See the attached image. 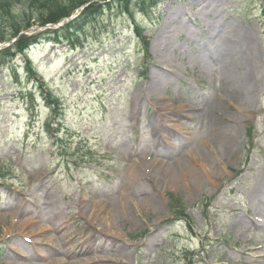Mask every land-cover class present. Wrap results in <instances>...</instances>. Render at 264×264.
Returning <instances> with one entry per match:
<instances>
[{"label": "rangeland", "instance_id": "rangeland-1", "mask_svg": "<svg viewBox=\"0 0 264 264\" xmlns=\"http://www.w3.org/2000/svg\"><path fill=\"white\" fill-rule=\"evenodd\" d=\"M88 16L77 38L35 26L19 33L17 48V39L0 41V264H23L27 253L37 256L33 264H91L79 252L108 248L110 234L99 231L116 216L117 245L125 249L91 252L95 264L97 257L107 258L104 264L251 263L239 250L255 230L243 234L237 223L261 209L254 194L264 173V0H103ZM184 17L190 35L181 28ZM214 30L252 32L261 70L249 112L223 84L217 46L224 38L203 47ZM166 36V62L174 66H165L168 76L145 55ZM194 56L205 68L193 67ZM152 70L161 78L157 93L149 89ZM210 120L226 136L238 132L226 150L209 138L217 132ZM194 147L220 177L203 176L192 193L172 183ZM186 162L195 169L200 163ZM132 172L141 177L135 192L151 193L156 205L123 198ZM51 203L58 204L54 228L37 216ZM81 203L88 210L98 204V219L94 210L90 218L79 215Z\"/></svg>", "mask_w": 264, "mask_h": 264}, {"label": "bare ground", "instance_id": "bare-ground-1", "mask_svg": "<svg viewBox=\"0 0 264 264\" xmlns=\"http://www.w3.org/2000/svg\"><path fill=\"white\" fill-rule=\"evenodd\" d=\"M174 15H179L177 12L174 13ZM187 19L185 17L183 18V23L181 24V28H185L187 33H191L188 25H187ZM204 23V20H201ZM207 21L205 20L206 27H209L208 24L206 23ZM196 29V28H195ZM207 31V29H206ZM211 31V30H210ZM213 34H211L209 41H204L203 47L209 45L212 46L211 41H214V39H218L221 36L224 38L223 41L221 42L220 46H217L220 54V64L221 68L220 70H223V84L227 85V91L233 93L236 95V104L240 110H245L247 112L250 111L251 105H253L254 97L253 94L254 92L259 88V79L257 76L259 75V72L261 70V60L260 58L256 55L257 50L255 48L253 38H252V32L251 30H248L245 34L242 32H238L237 34H230L228 32L227 35L223 36V31L217 33V30L212 31ZM225 33V34H226ZM219 36H218V35ZM170 40L168 36L157 39L153 41L151 49H148V46L145 47V55L146 57L151 58V61L153 60V65L157 66L158 69H161L163 71H160V73L164 76H168L169 74L166 73V68L165 66L168 67H174L173 65L167 63L166 59L168 58V48L170 45ZM147 45V44H146ZM200 47H202L201 44H199ZM214 48V47H212ZM213 50V49H212ZM252 53L254 58L251 61H248L247 58V53ZM204 62L205 59H199L196 56L191 58V63L193 64V67H198L202 66L204 67ZM158 63V64H157ZM167 63V65L165 64ZM165 70V71H164ZM169 70H167L168 72ZM175 71V70H174ZM168 74V75H167ZM161 78L159 75L155 73V71H151V85H149V89L151 93H157L159 92L160 85L161 83L158 82L160 81ZM148 90L143 91V95L138 94V98L140 97L139 100H143V96L146 94ZM207 111V110H206ZM208 112V111H207ZM211 123V129H215L214 131H217L215 133L214 137H209L210 139L213 140L217 144L218 147L223 148L226 150L229 145L234 142V139H237L238 132L236 129H233L232 131L229 130V134L226 136V132L221 133V127H212V120H210ZM240 136V135H239ZM211 140V141H212ZM207 142H205L206 144ZM211 151L214 152V146H210ZM251 151L249 150L247 152L250 153ZM216 154L218 151L215 152ZM205 153L201 151L199 147H194L189 152L184 153L179 161V166L182 171H183V176L181 179L175 181L172 183V185L176 188L181 187V186H186L187 189L190 192H195L199 190L203 186V176H205L207 179L212 180L220 177L217 175L218 173L214 171L215 167L213 164V160H211L207 155H204ZM212 154V153H211ZM214 154V153H213ZM212 154V155H213ZM215 156V154H214ZM198 157L199 162L198 165H196V169L193 166H189L186 161L188 160H196ZM214 162H219L222 163L221 159H216L214 158ZM143 162L145 160L143 159ZM246 163V162H245ZM154 164H158V161H155ZM225 166H230V165H225ZM227 167V168H228ZM245 168V164H240L239 168L237 169V173L241 174V172ZM226 170V168H224ZM238 174V175H239ZM130 178L128 181V186L131 188L132 191L130 192H125L123 195V198L131 203V204H138V203H151V205H156V199L154 195L151 193H145L146 195L144 197L138 195L137 192H135V182H137L138 179L141 177H138L135 172H132L129 174ZM151 180H154V178H151ZM156 181V180H155ZM260 185L256 187L255 189V194L254 198L256 203L261 206V209L259 211H255V215L253 216L254 219L250 220H239L238 221V228L239 231L242 232L243 234L249 233L253 230H255V235L251 237L248 243L243 245L239 252L241 255H248L251 257L247 260H249L251 263L246 262V258H243L242 262L240 261L239 263H246V264H264V173L263 176L259 182ZM50 206H53L52 208L47 207L44 209H38V218L39 220H47L48 225L50 227L53 226L56 227L57 225V217L52 214V211L54 209H58V204L56 206V203H51ZM98 206V204L93 205L91 209L88 210V206L86 204L81 203L80 204V213H87L86 216L88 218L91 217V212L93 211V220H97L99 216V210H96L95 207ZM23 211L21 214L27 213V209L22 207ZM115 216V215H114ZM118 217H114V222L112 221H107L106 225L102 226V229H100V233H105V234H110L106 235L109 237L104 238V243L106 246L108 245V248L102 247L101 251H104L105 253H110L112 255H117L118 253L122 252L124 248V242L119 240V245H117L118 238H119V233H118ZM26 226V225H25ZM43 229H46L43 227ZM40 229V230H43ZM258 231V232H257ZM37 231H34L35 233ZM263 232V233H260ZM99 234V233H97ZM92 250V251H91ZM99 250H94V249H84L82 250L81 253L85 259L86 263L92 262L91 264H95L91 258H88L91 252H98ZM66 253V252H65ZM115 259V257H112ZM36 255H32L30 253H27L25 263L23 264H33L37 260ZM95 259V258H94ZM111 259V258H110ZM97 260L99 264L102 262L107 263L106 261L107 258H101L97 257ZM113 261V260H110ZM109 262V261H108Z\"/></svg>", "mask_w": 264, "mask_h": 264}, {"label": "trees", "instance_id": "trees-1", "mask_svg": "<svg viewBox=\"0 0 264 264\" xmlns=\"http://www.w3.org/2000/svg\"><path fill=\"white\" fill-rule=\"evenodd\" d=\"M88 1L89 0H0V23L3 22L2 19L7 18L8 20L7 33L3 31L4 27L0 26V41H5L14 37L21 31L32 27L34 24L45 25L48 23H56L62 18L70 16L75 9ZM38 4L41 6V9ZM23 5H25V8H22ZM32 6L38 7V10L30 13L29 9ZM94 9L97 8L95 6L88 8L82 16L89 17L88 15L93 13ZM81 19L72 23L70 27L76 28L78 23L83 22ZM18 44L19 43L15 45V48L18 47ZM5 53L6 52L0 53L1 60H3V55H5Z\"/></svg>", "mask_w": 264, "mask_h": 264}]
</instances>
